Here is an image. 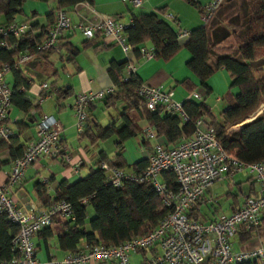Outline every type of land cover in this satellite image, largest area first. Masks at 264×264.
I'll return each instance as SVG.
<instances>
[{"label": "built area", "instance_id": "obj_1", "mask_svg": "<svg viewBox=\"0 0 264 264\" xmlns=\"http://www.w3.org/2000/svg\"><path fill=\"white\" fill-rule=\"evenodd\" d=\"M196 1V0H195ZM227 0H211L200 7L203 24H209ZM136 7L141 0H130ZM168 17L171 15L168 14ZM129 23H123L113 15H99L94 20L79 22L72 25L66 10L60 9L55 15L47 35L37 44L36 52L59 51V40L69 30L80 33L85 39L95 35L107 39L122 47L125 53L133 50L127 40L126 30ZM30 26L24 21H12L0 26V48L13 50L18 47L19 39L25 36ZM190 35L189 30L179 31L177 38ZM13 38L12 43L6 38ZM144 60L154 59L156 50L140 48ZM33 51H21L15 64L0 63V140L8 141L12 130L7 123L8 111L15 89L5 83V75L13 67L33 59ZM126 74L134 73L135 67L128 63ZM126 79V77H125ZM43 89L47 84L41 85ZM110 90L87 91L75 96L73 112L76 119L74 128L82 133L88 119V108L91 104L104 100ZM135 93L143 99L149 111H155L158 106L166 111L175 112L184 122L188 121L183 110V102L189 99L201 100L197 91L183 95L181 100L175 98L176 92L163 85L153 86L142 82ZM42 98H39V103ZM62 126L51 116L44 115L35 126V140L24 151L21 157L13 160L12 170L4 184L0 185V214L19 226V232L11 241V257L1 260L0 264H86L88 262H115V264H131L130 256L141 253L140 264H264V245L254 249L235 251L233 238L241 229L246 231L256 228L261 223L264 214V159L251 164H245L234 159L217 141L216 133L210 119L199 118L194 122L191 135L182 133L178 143L173 147L165 145L159 139L153 128H147L144 136L156 140L154 151L149 157L147 166L135 172L122 167H112L101 163L106 171V183L121 187L127 182L149 183L160 195L163 205L170 211L157 228L148 235L136 236L118 245L90 246L82 244L83 252L77 255H67L63 260H42L36 255L32 238L43 228L48 227L54 218L73 220L72 205L66 199H60L38 209L34 204L17 203V187L25 176L26 170L41 157L60 156L70 158V149L61 142ZM171 171L175 176L177 186L172 189L161 181L164 172ZM245 172L251 176L257 185V195H245L241 206L229 214H223L215 220L201 222L190 217V212L204 198L205 191L223 175L232 176L237 172ZM46 183L45 180L42 181ZM82 204L88 203V198L81 199Z\"/></svg>", "mask_w": 264, "mask_h": 264}, {"label": "trees", "instance_id": "obj_2", "mask_svg": "<svg viewBox=\"0 0 264 264\" xmlns=\"http://www.w3.org/2000/svg\"><path fill=\"white\" fill-rule=\"evenodd\" d=\"M25 1L0 0V26L16 20V16L22 12L21 7ZM77 1L79 0H59V3L64 5ZM190 2L196 4L194 0ZM165 13V8H157L149 13L132 14V23L127 28L126 35L137 57H140V46L147 42H150L156 50L154 59L164 62H169L180 51L187 50L190 54L187 66L196 77L197 83L184 80L182 82L186 88L184 91L189 93L203 89L206 96L212 92L208 84L211 76L219 70H225L230 78V86L222 99L227 106L217 119L207 105L206 97H202L201 100H185L182 106L189 118L186 122L177 113L165 111L161 106H158L155 111H149L143 99L135 93L143 81L136 73L126 74L127 61L112 62L109 76L114 90L106 96L104 102L106 104H114L118 100L124 102V110L118 116L123 120L124 125L116 128L115 121H112L106 127H99L94 140L105 139L116 134L121 144L138 133L137 117H145L165 145L173 147L178 143L182 133L187 135L193 133L196 120L206 117L211 121L217 141L234 159L245 164L264 159V111L253 120L239 125L261 105L264 106V75L257 76L258 68L260 66L264 68V0H245L243 19L246 28L242 34L233 33V42L228 45L212 40L210 23L191 30L188 37L177 38L180 29L163 20ZM34 17L35 15H32L24 22L29 23ZM52 18L51 15L47 16V21L51 23ZM48 24L30 23L27 34L19 39L17 48L13 50L0 48V63L15 64L18 54L24 50L33 51L35 55L44 53L36 52L35 48L47 35L50 28ZM3 39L0 37V42ZM6 41L12 43L13 38L8 37ZM64 48L68 51L69 60L73 59L78 52L77 48L69 44H64ZM17 68L13 67L11 70L14 71ZM168 88L173 87L168 86ZM56 94L59 101L67 98L70 92L67 89H58ZM32 106L30 100H23L22 107L25 110H29ZM162 111L165 112L163 117L160 116ZM7 144L6 140H0V148ZM103 162L112 167L127 168L135 172L147 166L139 162L128 167L120 155L111 159L103 155L98 162V167L92 169L85 178L70 185L62 180L57 186L55 200L49 199L45 183L36 185L37 194L44 204L49 205L60 199H66L72 205L74 219H58L64 229L59 234V243L64 250L76 252L81 238L85 239L90 246H109L121 244L136 236L148 235L157 228L170 211L163 205L160 195L149 183L127 182L121 187L108 185L106 171L100 167ZM161 181L172 189L177 186L171 171L164 172L161 175ZM82 198H88V203L82 204ZM88 206L94 212L89 219ZM189 215L196 220L199 216L193 213ZM56 220L57 218H54L48 227L37 234L44 238L52 236L51 226ZM18 232L19 226L4 214H0V261L11 257V241ZM263 234L264 214L260 225L248 231L241 229L237 235L240 241L246 242L254 236L261 238Z\"/></svg>", "mask_w": 264, "mask_h": 264}, {"label": "crops", "instance_id": "obj_3", "mask_svg": "<svg viewBox=\"0 0 264 264\" xmlns=\"http://www.w3.org/2000/svg\"><path fill=\"white\" fill-rule=\"evenodd\" d=\"M190 1L193 2V0H141L140 5L134 7L130 0H79L64 5H60L59 0H47L46 2L50 4L47 7L41 3L31 5L34 10L27 18L32 15L43 17L45 23L39 21L38 23L46 25L49 23L47 16L51 15L53 18L51 23L48 24L50 27L54 22L57 11L64 9L67 11L72 25L94 20L99 15H113L123 23H129L132 20V14L149 13L157 8H165L166 13L162 17L163 20L174 24L181 30L191 31L201 26L199 20L200 7L211 0H194L195 5ZM25 2L22 4L23 7H25ZM21 9L23 12L22 7ZM168 14L171 17H168ZM16 21L19 20L16 18ZM218 28H220V24H217L215 28L212 27L211 34L212 31H217ZM64 44L72 45L78 49L73 59L69 60L68 51L64 48ZM140 48L151 50L153 45L147 42L141 45ZM189 60L190 54L187 50L180 51L169 62L160 59L144 60L141 54L140 57H137L134 49L125 53L120 45L104 39L98 34L93 38L85 39L78 32L67 31L59 40V51H46L41 55H35L33 59L19 65L14 71L10 70L5 75L6 85L11 89H15L16 92L7 117V123L13 136L7 141V146L0 148V185L5 183L7 176L10 174L13 160L21 157L26 148L34 142L35 126L44 115L55 117L61 124L63 129L60 135L61 142L69 147L70 158L66 160L62 155L44 156L32 164L26 170L25 176L19 185L15 187L19 205L32 203L38 209H45L48 205L44 204L39 198L36 190L37 184H42V181L45 180L47 195L50 200H55L57 186L62 180L70 185L85 178L92 169L98 167V162L103 155L109 159L120 155V158L128 167L139 162L144 165L148 164L156 140L144 136L145 129L152 128L147 118L137 117L138 133L121 144H119L116 134H112L105 139L94 140V135L98 133L99 127H106L112 121H115L116 128L124 125L123 120L118 116L123 112L125 104L122 100H118L114 104H106L104 100L91 104L88 108L86 129L82 133H77L74 128L76 119L72 109L74 98L77 94L90 90L106 91L111 88L114 89L109 76L110 65L112 62L127 61V64L132 63L134 65V73L143 82L153 86H172V89L176 92L175 98L181 100L183 95L186 94L184 91L186 88L182 85V82L190 80L197 83L196 77L187 66ZM8 74H10V80L7 77ZM50 77L52 78L51 82L48 80ZM44 83L47 84L46 89L41 86ZM209 86L211 87L210 84ZM58 89H67L70 95L57 101L56 93ZM193 91L199 92L198 90ZM224 93L226 92L221 93L222 96ZM222 96L217 97L216 101L223 100ZM39 98H42L40 103ZM26 99L33 104L29 110L22 107L23 100ZM164 115V111L160 112L161 117ZM109 141L112 142V148H109L108 145L105 146ZM236 175H240L241 179L233 180L232 186L235 190L229 184L221 202L216 198L213 184L205 191L204 198L190 213H193V215L198 214L197 220L206 223L223 214H229L235 208L241 206L245 195L256 196L258 194L254 179L243 171L232 176L224 174L222 179H234ZM207 193L214 195H210V199H208ZM203 204L206 206L211 204L212 208H209L208 212H203ZM87 216L89 219L90 215L87 214ZM51 227L52 236L44 238L42 235L36 234L32 238L39 259L63 260L69 254L77 255L83 252L82 244L87 243L85 239L81 238L79 240L76 252L64 250L59 243V234L64 230L60 220L57 219ZM236 237L242 250L254 249L263 245L257 236L246 242L240 241L238 235ZM135 255L130 256L131 264L134 261L131 257H135ZM86 264H115V262H88Z\"/></svg>", "mask_w": 264, "mask_h": 264}, {"label": "rangeland", "instance_id": "obj_4", "mask_svg": "<svg viewBox=\"0 0 264 264\" xmlns=\"http://www.w3.org/2000/svg\"><path fill=\"white\" fill-rule=\"evenodd\" d=\"M35 3H41L42 5L46 7L47 5H50L46 1L26 0L25 7L22 6L23 12L16 16L17 20L24 21L25 19H27V16L31 15L32 11L34 10L33 9L34 7L31 5ZM244 14H245V0H231L229 2H226L217 12V14L215 15L214 19L212 20L210 24L214 28L217 27V24H220L221 30L216 31L215 38L219 39L222 35L227 33V37H226L227 39H223L222 41L220 40L219 42L222 43L223 45H228L229 43H232L233 42L232 34L233 33L242 34L246 28L245 20L243 19ZM199 20L201 22L200 24L203 25V22L201 20V15L199 16ZM38 21L45 23V19L43 17L35 16L33 19H31V21L28 24L30 23L32 24ZM183 30H186V29H183ZM263 75H264V68L260 66L257 70V76H263ZM7 77L10 80L11 78L10 74H8ZM48 80L51 82L52 78L50 77L48 78ZM209 84L212 87V92L209 94V96L205 95V91L203 89L199 90V94L202 97H206V102L211 108L214 117L218 119L220 112L227 106V103L224 100L216 101V99L217 97L222 96L221 93L226 92L230 86V78H229L228 73L225 70L217 71L209 79ZM263 111H264V106L261 105L255 112H253L244 122H242L239 125H242L244 123H247L253 120L257 116L262 114ZM107 145L109 146V148H112L111 141L105 144V146ZM237 179H241V176L236 175L234 176V179L225 178V179H222L214 183L213 188L215 190L217 200H219L220 202L223 200L224 193L228 190L229 184H231V187L234 189V187L232 186L233 180L236 181ZM210 195H214V194H210ZM210 195L209 193H207V198ZM208 199H210V197ZM209 208H212L211 204H209L208 206H206L205 204L202 205L203 212H208ZM87 214L90 215L89 218H91L94 215V212L90 206H88L87 208ZM260 240L262 241V244L264 245V234L262 235ZM233 249L235 251L242 250V248L239 246L237 237L233 238ZM133 256L131 257V259H134L133 264H139L138 261L141 258V253L136 254L135 257Z\"/></svg>", "mask_w": 264, "mask_h": 264}, {"label": "water", "instance_id": "obj_5", "mask_svg": "<svg viewBox=\"0 0 264 264\" xmlns=\"http://www.w3.org/2000/svg\"><path fill=\"white\" fill-rule=\"evenodd\" d=\"M227 1H231V0H227ZM217 31L218 30H221L220 28H218V29H216ZM212 40L214 41V42H219L220 40L222 41L223 39H227L226 37H227V33H225L224 35H222L219 39H216L215 38V35H216V31L214 30V31H212Z\"/></svg>", "mask_w": 264, "mask_h": 264}]
</instances>
